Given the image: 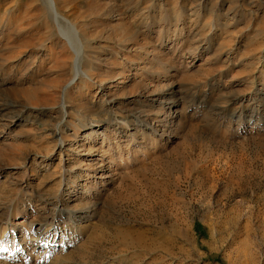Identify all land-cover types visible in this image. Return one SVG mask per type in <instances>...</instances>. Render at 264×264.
I'll return each mask as SVG.
<instances>
[{
  "label": "rangeland",
  "instance_id": "1",
  "mask_svg": "<svg viewBox=\"0 0 264 264\" xmlns=\"http://www.w3.org/2000/svg\"><path fill=\"white\" fill-rule=\"evenodd\" d=\"M56 1L85 49L67 90L48 3L0 0V264H264V0ZM172 87L190 90L168 102ZM61 116L66 148L48 134Z\"/></svg>",
  "mask_w": 264,
  "mask_h": 264
},
{
  "label": "bare ground",
  "instance_id": "2",
  "mask_svg": "<svg viewBox=\"0 0 264 264\" xmlns=\"http://www.w3.org/2000/svg\"><path fill=\"white\" fill-rule=\"evenodd\" d=\"M46 1V3H48V8H49V11L52 15V20H53V23H54V29L56 31V34L53 35V39L58 43L62 42L64 44V46H67L69 50H71V52H73L74 54V59L72 60L73 63V67H72V79L68 82V84L66 85L65 87V90L68 89V87L71 85L72 82H74L76 80V78L80 79V78H83V76L85 77L86 76V72L85 70L83 69V67H85V59L83 58L84 57V44L82 43L81 39H80V36L78 34V30L77 28L75 27L74 24H72L71 22H69V20L62 16L56 9V4H57V1L56 0H44ZM66 24V25H65ZM48 26V25H47ZM49 26H50V23H49ZM48 26V27H49ZM47 27V29H49ZM53 28V27H52ZM46 29V30H47ZM50 31L52 32V30L50 29ZM50 32V33H51ZM52 35V34H51ZM50 38V36H49ZM52 41V40H51ZM59 61V60H58ZM61 61V60H60ZM62 66L65 65V60H62ZM4 63V62H3ZM1 64V63H0ZM88 66V65H87ZM77 79V80H78ZM190 88V87H189ZM186 90H190L188 89V87H182V88H178V87H172V91H171V94L169 95V97H167L169 100L168 102L172 101L171 97L174 96L176 97L179 93H182ZM239 96V95H238ZM235 99V98H234ZM166 101V102H165ZM10 102V101H9ZM162 102L163 103H166L167 104V100H163L162 99ZM224 103L222 105L220 104H214L212 109L213 108H223L225 107L228 102L225 104V101H223ZM4 105V104H3ZM187 106V105H186ZM26 108H37V106H34V105H25ZM64 107V106H63ZM150 108H147V109H144L143 110V113L145 115L146 118H148L149 120L153 119L154 121H156L157 125L161 124L165 127V129H169V132H171L172 130H176V128L180 127L182 125L179 124V122H176V120H180L181 118H178L177 117V114H176V111L175 110H172L170 111L169 109V112L166 113V112H161V111H153L154 108L149 106ZM155 107V106H154ZM169 107V106H167ZM146 108V107H145ZM2 109V108H1ZM4 109H8V107L4 108ZM14 109V108H13ZM12 109V110H13ZM54 107H43L41 109L42 112H45V113H52L54 110ZM15 110V109H14ZM13 110V111H14ZM220 110V109H219ZM142 111V110H141ZM1 112V111H0ZM7 113V111H6ZM8 113H11V112H8ZM215 113V112H214ZM3 115V114H2ZM1 115V116H2ZM192 115V114H191ZM4 117V116H3ZM10 117L12 118L11 121H14V117H16L15 115V112L10 115ZM8 117V118H10ZM62 120L60 119V121L58 123L53 124L51 128H49V137L52 136L53 138L56 139V142L58 143V147H63V148H66L67 145H68V136L67 135H62L61 132L62 130L60 129L59 127V124L60 126H69L72 124V122H69L67 123V121L64 118V116H61ZM2 118V117H1ZM5 118H7V114L5 116ZM4 118V119H5ZM137 117H135L136 119ZM1 120V119H0ZM9 120V119H7ZM251 120V119H250ZM147 120H144L140 125L143 126L144 130L146 132H148L149 130L151 131V133H154L155 135L158 133L157 131H155L154 128H152L151 126H149V123L146 122ZM152 123V122H151ZM2 124V123H1ZM155 124V125H156ZM179 124V125H178ZM73 125V124H72ZM131 126V125H130ZM160 126V125H159ZM73 127V126H72ZM184 127V126H183ZM188 127V126H187ZM46 128V127H45ZM141 128V127H140ZM186 129V128H185ZM148 130V131H147ZM46 131V130H45ZM172 133V132H171ZM47 134V135H48ZM159 135H162L161 133ZM205 135V134H204ZM127 136V135H126ZM161 137V136H159ZM89 167V166H88ZM86 167L85 168V171H88L89 168ZM95 192V191H94ZM43 196V195H42ZM47 197V196H46ZM48 200V198H43L41 197V200ZM40 200V199H39ZM51 201V200H50ZM92 202V201H91ZM48 203V202H47ZM50 207V206H49ZM76 207V206H75ZM98 207V202L97 200L96 201H93V203H91L90 205L86 206V207H82L81 209H86V210H83L82 213H88L86 216L87 217H91V215L93 216V214L90 212V209H92L93 211L95 210V208ZM52 208V207H51ZM79 208V207H77ZM89 209V210H88ZM67 211L66 210H62V209H57V214L55 215H58L60 217L64 216V213H66ZM74 214H72L71 212L68 211V216L71 217L73 216ZM83 215H80V217L78 216V219H75L74 221V225H75V228L76 230L79 232L82 228H84L83 225L84 222H85V219L86 218H82ZM85 216V217H86ZM81 218V219H79ZM73 219V218H72ZM87 222V221H86ZM89 224V223H88ZM87 225V224H86ZM192 225V224H191ZM222 225V224H221ZM91 226V225H90ZM88 227V226H87ZM35 232H36V236L33 237V240L35 241V245L36 246H41L43 245V243L46 241V240H49L51 235L52 234H56L57 230H56V222L53 220L51 222H49L48 224L46 225H43V224H39L37 227H35ZM75 230V231H76ZM171 239H175V238H179L180 235L182 234L183 232V229L181 227V224L179 223V219L175 217L173 223H172V226H171ZM64 233L61 235V243L64 242L67 238L70 239L71 241H74L77 237V235H74V231H63ZM77 232V233H78ZM79 234V233H78ZM216 236H219L222 238V240L226 237L227 238V235L225 233V231L223 230V228L220 226L218 228H216ZM34 236V234H33ZM71 236H75V237H71ZM140 237V236H139ZM213 237V236H212ZM43 241V242H42ZM163 241H165V243H163ZM168 241V240H167ZM167 241L165 239L162 240V243H161V246L165 249V250H168L170 251V248L168 247L167 245ZM224 241V240H223ZM128 244L132 247H141L142 249H145V244L144 242L140 239V238H132L131 241L129 240ZM154 245V242L150 243V246H153Z\"/></svg>",
  "mask_w": 264,
  "mask_h": 264
}]
</instances>
